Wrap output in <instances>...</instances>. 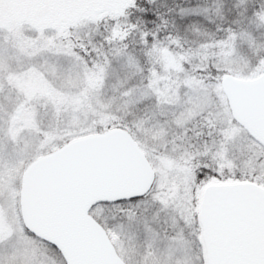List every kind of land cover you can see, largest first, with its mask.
Wrapping results in <instances>:
<instances>
[{"label":"snow or ice","instance_id":"obj_1","mask_svg":"<svg viewBox=\"0 0 264 264\" xmlns=\"http://www.w3.org/2000/svg\"><path fill=\"white\" fill-rule=\"evenodd\" d=\"M0 264H264V0H0Z\"/></svg>","mask_w":264,"mask_h":264}]
</instances>
